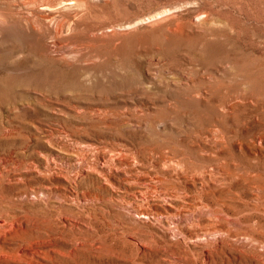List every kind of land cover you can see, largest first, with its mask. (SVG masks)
<instances>
[{"label":"rangeland","instance_id":"obj_1","mask_svg":"<svg viewBox=\"0 0 264 264\" xmlns=\"http://www.w3.org/2000/svg\"><path fill=\"white\" fill-rule=\"evenodd\" d=\"M32 1L0 0V247L264 264V0H81L57 38Z\"/></svg>","mask_w":264,"mask_h":264},{"label":"bare ground","instance_id":"obj_2","mask_svg":"<svg viewBox=\"0 0 264 264\" xmlns=\"http://www.w3.org/2000/svg\"><path fill=\"white\" fill-rule=\"evenodd\" d=\"M55 1L57 2H54V0H45L39 3L38 1L36 2V0L32 1L27 7L29 8V10L22 16V19L24 20V22H32L35 25V27H37L40 30H43V32L51 38L60 37L63 34V32L65 33L67 32L64 31L65 25L68 23L67 24L68 27L66 26L68 30L69 26H71V23L59 17V13H58L59 7L62 8L75 7L80 4L81 0H55ZM35 2H36V6L34 4ZM7 9L10 10L11 6ZM15 13H19V12L15 11ZM7 15H12V13L10 11L0 12V20L1 21L6 20ZM11 17L13 18L14 16ZM5 227L6 226L4 227L1 226L3 230ZM4 231H5L4 236H6L7 234L6 231L9 230H4ZM14 234L20 237L18 243L16 244L18 247L12 246L6 251L4 247H0L1 256H4L7 260L18 262L21 264H43L36 259L37 256L48 259L49 261H51V264L55 263L54 260H51L52 256H48L49 254L46 252V250L42 249L46 246L47 243L45 242L46 240L45 237L41 235L40 231L38 230L35 231L33 233L36 234L34 237L32 236L22 237L21 234L17 232V230L14 231ZM58 254H60V250Z\"/></svg>","mask_w":264,"mask_h":264}]
</instances>
